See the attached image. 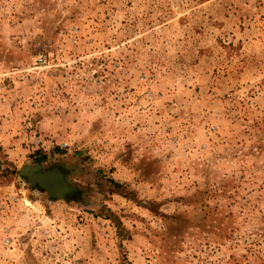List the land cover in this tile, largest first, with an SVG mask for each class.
<instances>
[{
  "label": "rangeland",
  "instance_id": "374dc122",
  "mask_svg": "<svg viewBox=\"0 0 264 264\" xmlns=\"http://www.w3.org/2000/svg\"><path fill=\"white\" fill-rule=\"evenodd\" d=\"M0 264H264V0H0Z\"/></svg>",
  "mask_w": 264,
  "mask_h": 264
},
{
  "label": "water",
  "instance_id": "95a60500",
  "mask_svg": "<svg viewBox=\"0 0 264 264\" xmlns=\"http://www.w3.org/2000/svg\"><path fill=\"white\" fill-rule=\"evenodd\" d=\"M39 170H40V166H35L31 169L24 168L22 174L26 176V178L28 179L27 181H29L30 183H37L39 187L44 191H46L51 198L61 199L64 197L66 193L68 194L73 193V191H70L68 189H66V191L61 194L56 193L58 191V185L53 184L54 182L52 183L48 180L50 179L51 181L57 182V181H61V179L55 178L52 174L49 173L35 175L34 172H37ZM62 184L65 183L62 182Z\"/></svg>",
  "mask_w": 264,
  "mask_h": 264
},
{
  "label": "flooded vegetation",
  "instance_id": "af4514ba",
  "mask_svg": "<svg viewBox=\"0 0 264 264\" xmlns=\"http://www.w3.org/2000/svg\"><path fill=\"white\" fill-rule=\"evenodd\" d=\"M49 174H52L54 177H56L58 179H61V181L65 183V179H64L63 174L61 173L60 169H52L51 171H49ZM61 181H57V182L53 183V184L58 185V191L56 192L58 194L65 192L66 189L69 188V186H67L66 184H61L62 183Z\"/></svg>",
  "mask_w": 264,
  "mask_h": 264
},
{
  "label": "bare ground",
  "instance_id": "6f19581e",
  "mask_svg": "<svg viewBox=\"0 0 264 264\" xmlns=\"http://www.w3.org/2000/svg\"><path fill=\"white\" fill-rule=\"evenodd\" d=\"M55 178H56V177H55ZM48 181H50V182H52V183L55 182V181H51L50 179H49ZM59 183H60V182H59ZM61 184H62V183H61Z\"/></svg>",
  "mask_w": 264,
  "mask_h": 264
}]
</instances>
